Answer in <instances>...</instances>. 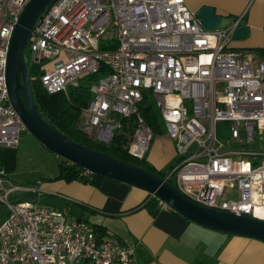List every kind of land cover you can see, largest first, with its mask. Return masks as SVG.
<instances>
[{
  "label": "built area",
  "instance_id": "1",
  "mask_svg": "<svg viewBox=\"0 0 264 264\" xmlns=\"http://www.w3.org/2000/svg\"><path fill=\"white\" fill-rule=\"evenodd\" d=\"M27 1L0 0V150L15 148L25 130L9 103L5 64ZM239 19L206 30L183 0H54L27 40V65L42 69L46 93L64 95L106 67L88 84L83 132L109 145L125 122L132 131L123 147L142 159L153 132L139 108L153 98L175 150L162 178L196 204L263 219L264 145L253 146L256 136L264 144V59L230 46ZM24 191L39 188L11 183L0 165V264H130L132 247L36 198L12 200Z\"/></svg>",
  "mask_w": 264,
  "mask_h": 264
},
{
  "label": "crops",
  "instance_id": "2",
  "mask_svg": "<svg viewBox=\"0 0 264 264\" xmlns=\"http://www.w3.org/2000/svg\"><path fill=\"white\" fill-rule=\"evenodd\" d=\"M183 1L196 15L207 5L219 15L245 20L249 33L231 42L232 48H264V0ZM152 137L143 158L155 170L164 171L175 161L173 142L164 132ZM56 175L38 184L33 201L41 196L40 204L85 220L129 245L133 248L130 264H264L263 241L203 228L172 209L151 214L144 205L149 195L140 188L110 178L97 185L66 182L54 180ZM11 198L26 199L20 193ZM5 217L6 213L0 214V223Z\"/></svg>",
  "mask_w": 264,
  "mask_h": 264
},
{
  "label": "water",
  "instance_id": "3",
  "mask_svg": "<svg viewBox=\"0 0 264 264\" xmlns=\"http://www.w3.org/2000/svg\"><path fill=\"white\" fill-rule=\"evenodd\" d=\"M54 0H28L14 26L6 56L5 79L9 103L24 128L46 149L89 173L127 183L152 194L187 220L222 234L239 235L264 242V218L236 215L196 204L173 184L140 166L114 158L97 149L79 144L47 121L34 100L25 48L32 29ZM197 18L206 30L224 29L238 18L222 16L211 6H202ZM249 33L246 22L239 19L232 37L244 38ZM149 106V102L145 107Z\"/></svg>",
  "mask_w": 264,
  "mask_h": 264
},
{
  "label": "trees",
  "instance_id": "4",
  "mask_svg": "<svg viewBox=\"0 0 264 264\" xmlns=\"http://www.w3.org/2000/svg\"><path fill=\"white\" fill-rule=\"evenodd\" d=\"M100 48L104 49L108 47L101 44ZM251 51L255 52L258 56L264 59V48L256 47L252 48ZM28 70L31 79L30 82L32 94L37 107L43 117L55 128L79 144L97 149L114 158L145 168L161 178L163 177V172L160 170H155L151 165L145 162L144 158L137 159L127 153L123 147L127 139L126 135H116L109 145H100L95 143L88 135H86V133L79 129L78 123L81 112L91 99V93L88 90V84L90 82L96 81L98 77L106 74L108 72L106 67L101 65L97 73L86 75L76 83L68 85L66 91L67 95H64L63 93H46L39 83V75L43 72L42 69L38 68L37 66H30ZM145 103L146 102L140 105L139 110L141 115L150 126L152 132L161 131L162 121L159 115L153 112L150 106L145 107ZM122 130L125 133H131L132 126L125 125V122H123ZM0 164L4 167L7 173L13 170L15 164L14 148H5L0 150ZM81 172L82 169L79 166L61 159V161L58 163V173L53 179L63 180L66 182L80 180L84 183H92L97 185L101 179L105 178L93 173H90L87 176H82ZM168 183L173 184L172 181H168ZM144 205L151 212V214H155L160 210L157 200L154 197H149ZM95 228L99 232L104 233V231L97 226H95Z\"/></svg>",
  "mask_w": 264,
  "mask_h": 264
},
{
  "label": "rangeland",
  "instance_id": "5",
  "mask_svg": "<svg viewBox=\"0 0 264 264\" xmlns=\"http://www.w3.org/2000/svg\"><path fill=\"white\" fill-rule=\"evenodd\" d=\"M239 40L241 39L238 40L232 39L231 42H236ZM24 56H25V60L28 63L30 61V53L28 46H26L25 48ZM41 66L48 67L46 63L41 64ZM150 108L153 112L159 115V111L156 107V103L153 98H150ZM83 122H84L83 118L82 120L81 119L79 120L78 127L80 130L82 129V127L84 128ZM163 132L166 133L164 125L162 124L161 131L153 132V133L154 135H156L158 133H163ZM84 133H86L87 135L88 132L85 131ZM223 133H225V131H223ZM124 134L128 138L131 133L124 132ZM126 143H127V139L125 145ZM263 145H264L263 142L259 140V138L256 136V143L254 144L253 147L255 149H259ZM61 159L62 158L58 157L57 155L46 149L43 145H41V143H39L25 129L21 132L19 136L18 144L15 147V164L13 170L8 173V180L13 184L21 185L24 187H30L34 189L39 188L38 186L39 183L43 182V180L45 181L49 180L52 176L58 173V163L61 161ZM18 193H20L21 196H23L28 200H33L35 196L34 191H24ZM237 196L238 193L237 191H235L234 197L237 198ZM39 199H41V196H38V200ZM38 200L36 199L37 203H39L40 201ZM4 213H6V210H4V208H1L0 214L4 215Z\"/></svg>",
  "mask_w": 264,
  "mask_h": 264
}]
</instances>
